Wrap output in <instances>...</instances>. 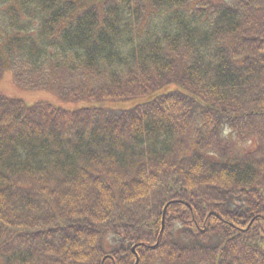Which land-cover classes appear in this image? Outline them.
Masks as SVG:
<instances>
[{
	"label": "trees",
	"instance_id": "trees-1",
	"mask_svg": "<svg viewBox=\"0 0 264 264\" xmlns=\"http://www.w3.org/2000/svg\"><path fill=\"white\" fill-rule=\"evenodd\" d=\"M8 71L86 105L0 94V264H264V0H0Z\"/></svg>",
	"mask_w": 264,
	"mask_h": 264
},
{
	"label": "rangeland",
	"instance_id": "rangeland-1",
	"mask_svg": "<svg viewBox=\"0 0 264 264\" xmlns=\"http://www.w3.org/2000/svg\"><path fill=\"white\" fill-rule=\"evenodd\" d=\"M66 82V86L70 85V81L68 80L67 76L63 78ZM74 81H77L74 79ZM0 94L6 95L11 98H18L25 101L27 104H34L39 101H48L54 104L63 105L65 107L73 108L74 107H81L85 106L86 103L79 97L77 103H69L71 96L66 93V95L62 94L59 89H53L50 91H41V92H29L27 90L21 89L14 81L13 75L11 72H7L4 74L2 79L0 80ZM68 102V103H66ZM132 102H124L119 104H109L111 108H126L130 107Z\"/></svg>",
	"mask_w": 264,
	"mask_h": 264
}]
</instances>
